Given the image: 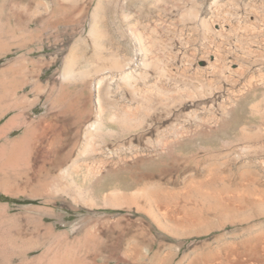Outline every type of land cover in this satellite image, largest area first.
Masks as SVG:
<instances>
[{
	"label": "rangeland",
	"instance_id": "1",
	"mask_svg": "<svg viewBox=\"0 0 264 264\" xmlns=\"http://www.w3.org/2000/svg\"><path fill=\"white\" fill-rule=\"evenodd\" d=\"M51 4L0 0V264H92L95 243L107 242L114 226L145 218L128 207L131 199L146 202L136 194L144 186L129 185L134 170L112 181L89 173L97 146L117 137L112 114L134 110L149 93L205 95L187 108L205 107L200 114H208L229 94L264 82V0H124L130 15L83 18L90 30L76 33L49 16ZM18 42L24 48L16 50ZM253 92L257 97L229 123L237 132L255 129L252 104L261 100L264 110V84ZM26 130L34 138L33 159L8 161ZM221 138L175 147L165 159L264 174V165L249 164L264 161V143L244 150L235 138ZM81 148L83 159L77 158ZM260 210L245 214L257 226L248 233L237 224L185 240L163 236L162 245L122 231L120 255L127 250L137 263L150 248L169 256L166 264L217 258V251L264 233Z\"/></svg>",
	"mask_w": 264,
	"mask_h": 264
},
{
	"label": "bare ground",
	"instance_id": "2",
	"mask_svg": "<svg viewBox=\"0 0 264 264\" xmlns=\"http://www.w3.org/2000/svg\"><path fill=\"white\" fill-rule=\"evenodd\" d=\"M22 24L24 21L20 25ZM22 31L18 30L17 34L23 39L25 33ZM23 46L22 42H18L15 47L20 50ZM260 84L264 82H252L247 88L249 91L229 94L227 102L213 106L214 109L211 108L208 114H200L206 111L205 107H202L201 112L195 107L191 110L187 108L189 104L202 100L205 96L190 93L179 97L149 93L148 97L142 96V104L134 110L112 114L111 123L117 130V137L105 139L97 146L94 159L87 162L89 173L112 181L134 170L128 178L130 181L127 180L129 185L144 186L136 194L145 198L146 202L140 205L131 199L128 207L142 213L145 218H126L114 226L107 242L95 243L92 264L168 263L169 256L161 257L150 248L145 258L139 259L137 263L131 261L135 255L127 250L125 256L120 255L122 231L129 239L138 237L145 242L154 240L163 245V236L185 240L207 236L216 230H226L237 224L246 225L247 228L243 227L246 233L250 228L254 229L256 225L249 223L252 220L245 214L252 213L255 208L264 209V174L248 170L249 167L238 172L222 170L220 165L202 159H196V163L192 165V162L184 160L170 163L165 158L175 147L185 148L195 141L217 144L219 137L235 138L246 144L244 150L249 148L246 147L247 144L264 143V110L261 109V100L251 106L254 115L259 118L255 129L247 131L245 127L237 132L229 124L238 110L244 113L249 100L257 97V93L252 91ZM59 122L63 124L64 120L59 118ZM33 145L34 138L27 131L8 152V161L30 162L34 155ZM70 152L71 150L66 155L67 158L70 157ZM84 157L85 153L81 148L77 158ZM249 164L264 165V161ZM155 169L159 170L156 176L151 172ZM170 182L177 185L170 188L167 184ZM256 233L252 243L247 241L244 246L240 244L242 247L228 246L225 251H217L222 253L217 258L198 256L187 264H264V233ZM205 244L203 242L200 245Z\"/></svg>",
	"mask_w": 264,
	"mask_h": 264
},
{
	"label": "crops",
	"instance_id": "3",
	"mask_svg": "<svg viewBox=\"0 0 264 264\" xmlns=\"http://www.w3.org/2000/svg\"><path fill=\"white\" fill-rule=\"evenodd\" d=\"M115 10L117 12H114ZM125 10L126 12H124V0H52L49 16L57 18L56 21L64 28V32L76 33L86 30L83 28L86 23L83 18L130 15L128 6L125 7ZM51 20L53 21V19Z\"/></svg>",
	"mask_w": 264,
	"mask_h": 264
}]
</instances>
